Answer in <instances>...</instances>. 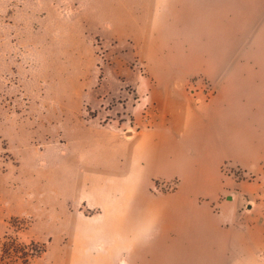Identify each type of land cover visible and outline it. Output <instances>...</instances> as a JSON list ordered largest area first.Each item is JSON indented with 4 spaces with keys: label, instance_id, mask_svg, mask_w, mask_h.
Here are the masks:
<instances>
[{
    "label": "rangeland",
    "instance_id": "obj_1",
    "mask_svg": "<svg viewBox=\"0 0 264 264\" xmlns=\"http://www.w3.org/2000/svg\"><path fill=\"white\" fill-rule=\"evenodd\" d=\"M198 9L197 0H0V264H264L263 97L239 119L209 114L218 146L209 191L181 203L166 229L116 220L100 200L123 196L126 177L107 142L168 126L175 109L207 116L230 71L220 55L212 68L197 61L222 42L263 44L255 14L245 18L251 36H193ZM235 122L245 144L228 133ZM181 182L157 179L150 191L171 195Z\"/></svg>",
    "mask_w": 264,
    "mask_h": 264
},
{
    "label": "crops",
    "instance_id": "obj_2",
    "mask_svg": "<svg viewBox=\"0 0 264 264\" xmlns=\"http://www.w3.org/2000/svg\"><path fill=\"white\" fill-rule=\"evenodd\" d=\"M197 3L200 16L191 21L193 36L211 39V42L215 38L226 40L251 36V30H245L249 22L245 18L255 14L261 19L253 24L258 26L256 34L263 39V44L245 48L222 42L216 47V53L211 50L210 60L197 61V68H212L214 55H220L216 64L225 60V68L230 71L227 81L214 96L210 109H206L207 116L175 109L169 114L168 126L162 124L138 132L136 137L129 136L134 138L133 141L123 139L117 133L106 143L116 171L126 177L118 189L123 196L101 197L100 200L110 207L116 220L121 219L118 216L122 214L126 218L135 215L134 219L147 223L146 230L156 226L166 229L165 220L177 216L181 203H193V198L197 199L209 191L205 173L207 169L213 172V159L218 149L211 131L210 115L239 119L247 111H252V101L264 98V0H197ZM231 5L238 8L231 10ZM231 13L233 18H230ZM220 121L217 120L218 124ZM235 124L228 126V133L237 134L236 143L245 144L242 128ZM188 150L196 152L188 154ZM157 179H180L184 183L181 182L171 195L156 196L150 190ZM195 222L200 225V222ZM127 240L130 241L129 235ZM160 243L164 245V241Z\"/></svg>",
    "mask_w": 264,
    "mask_h": 264
}]
</instances>
